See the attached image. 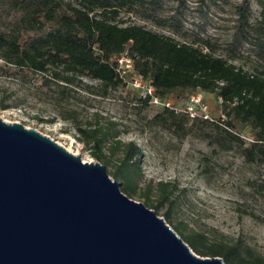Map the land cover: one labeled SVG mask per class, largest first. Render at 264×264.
Masks as SVG:
<instances>
[{
	"label": "trees",
	"instance_id": "1",
	"mask_svg": "<svg viewBox=\"0 0 264 264\" xmlns=\"http://www.w3.org/2000/svg\"><path fill=\"white\" fill-rule=\"evenodd\" d=\"M198 1L196 11L202 19L208 18L203 9L208 0ZM223 1L231 18L230 31L221 40L186 26V0H178L174 7L165 0H0V61L7 72L39 74L47 87L54 82L62 95L82 77L97 80L106 94L108 89L125 86L115 59L125 54L162 99L172 96L176 103L191 93L206 92L214 95L222 111L212 116L222 122L218 123L162 107L148 125L172 130L179 137L194 133L193 128L199 133L209 127L212 141L223 147L226 142L244 144L240 132L247 128L252 138L241 150L247 159L264 163V71H249L230 60L242 49L264 59V0ZM252 3L258 8L255 16ZM132 16L151 26L131 22ZM219 48L232 56L215 54ZM135 99L140 103L137 109L148 104L146 98L136 95ZM3 101L1 107L6 105ZM74 127L83 135L81 142L91 143L92 159L105 167L113 165L111 178L124 194L139 195L150 208L164 210L165 221L173 224L175 185L153 180L139 185L141 149L132 140L118 138L117 122L83 127L74 120ZM117 150L121 155L112 162ZM173 228L199 255L220 256L224 264H264V256L239 239L211 240L183 221Z\"/></svg>",
	"mask_w": 264,
	"mask_h": 264
},
{
	"label": "rangeland",
	"instance_id": "2",
	"mask_svg": "<svg viewBox=\"0 0 264 264\" xmlns=\"http://www.w3.org/2000/svg\"><path fill=\"white\" fill-rule=\"evenodd\" d=\"M165 1L173 7L179 4L178 0ZM229 1L235 3L240 0ZM198 2L186 0V26L224 39L230 31L228 18H231L226 2L214 0L215 4L208 0L207 6H203L208 11L206 19H202L196 11ZM251 8L255 16L257 5L252 3ZM130 20L151 26L134 16ZM215 54L228 58L232 56L221 48ZM230 60L249 71L255 68L264 71V59L248 52V49H242ZM124 63L119 64L122 69L126 68L122 78L125 82L123 88L108 89L106 94H102L97 80L82 77L80 83L69 85L67 93L62 95L59 93L61 87L54 82L50 81L47 87L42 85L39 74L16 70L7 72L0 61V100L6 104L5 107L0 106V117L8 123L21 122L36 128L79 154L82 160H94L88 154L91 143L86 145L80 141L83 135L75 129L74 120L83 127L114 120L120 129L118 138L123 142L132 140L141 149L142 178L139 185L144 186L149 180L154 183L169 181L175 185L173 224L183 221L187 228L203 232L211 240L232 242L239 239L264 256V163L247 159L241 150L252 138L249 130L244 128L240 132L244 144L226 142L227 147H223L212 141L213 130L209 127H203L199 133L193 128L194 133L179 137L172 130L148 125V119L160 107L146 104L141 109L136 108L140 103L135 96H139L140 92L134 91L133 74L127 71ZM197 92L212 116L222 114L213 94ZM188 98L176 103L174 97L168 99L173 106L184 110ZM195 112L197 116L199 110ZM221 118L224 119L223 116ZM109 149L105 148V151L109 152ZM120 155L119 150L115 151L112 162ZM112 168V164L106 166L109 177ZM126 195L149 207L139 195ZM153 210L162 219L165 218L164 210ZM168 224L174 230L173 224Z\"/></svg>",
	"mask_w": 264,
	"mask_h": 264
},
{
	"label": "water",
	"instance_id": "3",
	"mask_svg": "<svg viewBox=\"0 0 264 264\" xmlns=\"http://www.w3.org/2000/svg\"><path fill=\"white\" fill-rule=\"evenodd\" d=\"M0 117V264H224L202 256L103 163Z\"/></svg>",
	"mask_w": 264,
	"mask_h": 264
},
{
	"label": "built area",
	"instance_id": "4",
	"mask_svg": "<svg viewBox=\"0 0 264 264\" xmlns=\"http://www.w3.org/2000/svg\"><path fill=\"white\" fill-rule=\"evenodd\" d=\"M115 59L118 61V69L121 77H123L126 71V68L122 69L121 65H119L120 63H123V61L125 62L124 65L125 67H127V71L133 74L132 86L134 91L139 90L140 92L139 97H141L142 99L146 98L147 103L153 106H157L160 108L168 107L174 109L175 111H180V108L173 106L170 99L168 98L162 99L161 97L155 94L154 92L155 90L151 84L150 79L144 78L138 72H136L132 66L131 60L125 54H122ZM218 100L221 101V98L219 97ZM196 109L199 110V114H197L198 117H202L205 119L207 118L210 121L218 122V119L213 118L212 115L209 113L208 106L205 104V101L203 100L199 92L194 94L191 93V95L188 98V105L184 110L193 117L196 116L195 114ZM220 121H222V118ZM218 123H222V122H218Z\"/></svg>",
	"mask_w": 264,
	"mask_h": 264
},
{
	"label": "bare ground",
	"instance_id": "5",
	"mask_svg": "<svg viewBox=\"0 0 264 264\" xmlns=\"http://www.w3.org/2000/svg\"><path fill=\"white\" fill-rule=\"evenodd\" d=\"M82 162L83 163H88V162H90V159H84V160H82Z\"/></svg>",
	"mask_w": 264,
	"mask_h": 264
}]
</instances>
